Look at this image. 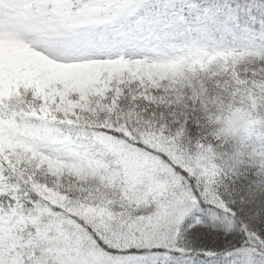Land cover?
<instances>
[{
  "label": "snow or ice",
  "instance_id": "obj_1",
  "mask_svg": "<svg viewBox=\"0 0 264 264\" xmlns=\"http://www.w3.org/2000/svg\"><path fill=\"white\" fill-rule=\"evenodd\" d=\"M0 264H264V0H0Z\"/></svg>",
  "mask_w": 264,
  "mask_h": 264
}]
</instances>
